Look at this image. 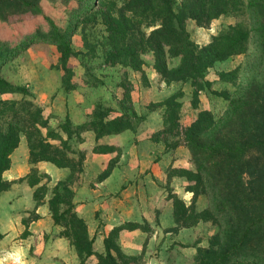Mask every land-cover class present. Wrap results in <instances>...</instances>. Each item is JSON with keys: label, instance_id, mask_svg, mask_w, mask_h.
I'll use <instances>...</instances> for the list:
<instances>
[{"label": "trees", "instance_id": "16d2710c", "mask_svg": "<svg viewBox=\"0 0 264 264\" xmlns=\"http://www.w3.org/2000/svg\"><path fill=\"white\" fill-rule=\"evenodd\" d=\"M42 1L0 0V22L9 23L21 16H42L47 25L46 30L38 28L14 46L0 40V71L35 42L57 47L63 64L75 56L72 38L97 8L98 0H45L63 7L74 4L66 10L64 27L44 16ZM100 12L106 65L122 64L140 70L143 64L140 53L150 51L153 68L165 84L190 81L194 96L204 89V79L217 63L245 54L250 38L254 37L255 57L248 65L244 81L236 84L232 95L227 91L212 92L227 101L223 114L215 117L207 110H199L183 131L184 146L194 170L179 169L173 173L186 178V190L193 194L191 206L174 194L169 198L176 224L186 226L202 220L217 228L208 247L197 248V264H264V0H110ZM220 16L233 17L235 24L212 36L203 46L191 40L187 21L207 27ZM149 28L152 30L147 33ZM170 60H177L176 65L170 67ZM240 74L237 66L217 75L223 81L236 82ZM15 93L28 95L25 88L0 75V95ZM109 113L107 108L95 107L90 121L79 125L77 131L91 130L100 138L132 129L131 120L139 123L143 119L134 111L113 119L107 118ZM63 132L66 140L50 129L42 110L31 101H1L0 193L20 181L27 180L32 187L39 183L30 174L17 181L3 179L21 134L27 142L30 163L49 162L58 168H69L71 176L81 172L84 154L79 151L78 160L67 155L75 151L68 145L71 131L63 126ZM50 141H58L60 145L55 147ZM41 191L46 188L38 186L34 190L35 206L43 201ZM200 196L207 199V206L195 212L192 204ZM73 199L71 183L64 180L55 184L47 204L51 219L61 228L59 236L73 246L79 264H128L119 233L135 230L138 225L126 223L114 227L103 239L104 252H95L94 237L89 236L86 221L75 212ZM26 235L27 232L23 233ZM91 257L95 263L87 262Z\"/></svg>", "mask_w": 264, "mask_h": 264}, {"label": "rangeland", "instance_id": "374dc122", "mask_svg": "<svg viewBox=\"0 0 264 264\" xmlns=\"http://www.w3.org/2000/svg\"><path fill=\"white\" fill-rule=\"evenodd\" d=\"M109 1L98 0L97 8L78 27L71 42V48L75 52V56L69 58L64 64L58 48L42 42L32 43L19 56L8 62L1 69L0 75L14 85L25 88L28 95L4 94L0 95V102L3 100L31 101L42 110V115L47 118L50 129L59 134L64 140L67 139V135L63 132V126H66L71 131L68 145L71 150L75 151V153H67L70 158L78 160L79 151L84 154V159L86 153L108 154L105 157V168L95 180L85 181L83 160L81 172L74 173L71 176V170L63 168L62 172H67V174L64 177L62 175L63 179L59 181L68 180L72 187L74 182L79 181L83 176V181L90 187L97 181L104 180L116 168L113 172V181L109 183V187H106L100 196L106 203L105 211L98 210L95 212V224L101 228L107 223H112L116 225L115 227L126 223H134L138 225L137 229L148 231L150 227L147 222H127L119 220L108 213L107 202L110 199L123 200L128 192L133 191V194L138 196L141 191L137 188L135 169L133 170L128 166L131 158L127 153L124 155V151L127 152L133 149L146 152L154 145L155 162L158 163L161 160L160 154L162 152L184 146L183 131L195 119L199 110H207L215 117L221 116L226 109L227 101L212 92L227 91L232 95L236 84L244 81V77L248 73V65L254 61L255 41L254 37L250 38L245 54L217 63L207 73L204 79L206 82L204 89L194 96L195 89L190 81L165 84L162 77L153 68L154 59L150 51L144 50L140 53L143 62L140 70H133L122 64L109 66L104 63L102 41L105 32L100 11L103 10V4ZM73 5L63 7L58 2L49 3L43 0L41 8L44 16L51 18L58 26L64 27L66 24V10L71 9ZM230 24H235L233 17L220 16L212 20L207 27H198L194 21L189 20L186 23V29L191 40L198 46H203L211 41L212 36L226 31ZM38 28L43 30L47 28L42 16L15 17L9 23L0 22V40L14 46ZM150 30L152 28L147 29V33ZM170 62V67H173L176 65L177 60H170ZM237 66L241 74L240 77H237L236 82L219 79L217 75L219 71H226ZM198 83L201 84L202 81H198ZM99 106L110 110L108 119H113L121 114H131L133 111L142 116L143 119L139 123L131 120L134 125L133 128L119 133L120 136L119 134H110L96 138L95 133L91 130L78 132L77 127L89 122L94 108ZM45 132V130H42L43 134ZM88 132H90V135ZM87 134L90 136L89 140ZM21 136L24 137L23 134ZM99 139H101V142ZM103 139L105 140L103 141ZM50 142L55 147L60 145L58 141ZM134 159L136 158L133 157V161ZM37 163H34V165ZM175 170L178 173L179 168H175ZM28 174L38 178L39 183L33 187L28 184L27 180L15 183L21 185L25 182L31 187L24 189V193L19 194L22 198L19 204L15 203L17 197H19L16 196L17 192L7 195L9 196L7 199L9 207L2 200L6 194L0 200L1 228L21 229L23 231L20 234L21 237H25L23 236L25 232H27V235L30 234L29 230L33 227L31 222L41 218L37 212L38 208L43 204H47L52 195L53 187L59 182L56 181L57 176L55 174H48L38 167H32ZM184 180L186 188V178ZM38 186H44L46 191L39 192V195L43 197V201L39 206H35L33 193ZM158 187L159 184L157 183L156 196L160 195ZM163 188L166 198L172 203L174 223V226L171 227L172 235L177 234L182 229H188L182 230L180 241L183 242V244L180 243V246L187 247L186 259L181 253L179 255L178 252H170L168 255L169 264H197L195 261L197 248L208 247L209 239L216 233L217 228L210 221L202 220L186 226L176 224L173 214V202L169 196L173 194L177 196V194L173 192L174 189L168 183ZM199 198L196 199L198 202L195 201L192 204L195 212H199L207 206V199L204 196ZM100 214L105 217L108 216L111 220L99 219ZM112 217L116 219H112ZM104 232L103 235H105ZM174 244L177 245V243ZM2 245L0 242V264L7 261L10 264H21L19 255L15 252L7 254L2 249ZM124 255L126 254L124 253ZM126 256L129 257L126 260L128 264L136 263L139 259L133 255ZM92 260L96 261L93 258L87 262L91 263Z\"/></svg>", "mask_w": 264, "mask_h": 264}, {"label": "crops", "instance_id": "0c3cea01", "mask_svg": "<svg viewBox=\"0 0 264 264\" xmlns=\"http://www.w3.org/2000/svg\"><path fill=\"white\" fill-rule=\"evenodd\" d=\"M88 134L87 138L89 137V140L90 134ZM99 141L101 142V139ZM126 153L131 158L128 166L133 168V170L135 169L137 188L141 191L138 196H135L133 191H130L123 200L110 199L107 202L108 213L119 220L127 222H147L150 229L148 231L140 229L122 230L119 233V243L122 251L126 255H133L139 258L136 263L131 264H169L168 255L170 252H178L179 255L181 253L186 259L187 247L180 246V243L183 244L180 241L182 239V230L188 229H182L177 234L172 235L171 227L174 226L172 203L166 198L163 187L166 183L171 188L175 186L177 189L174 187L173 192L177 194L186 206L191 205L193 194L186 190L184 178L173 173L175 168L194 170L188 150L185 146H178L176 149L162 152L160 154L161 160L158 163L155 162L154 145L153 148L146 152L132 149L127 152L124 151V155ZM107 155L85 154L83 163L85 181L95 180L102 173L105 168L104 162ZM133 157L136 158L134 161ZM10 160V168L3 173V179L7 181H16L25 177L32 167H38L48 174H55L57 176L56 181L62 180L64 175L67 174V172H62L63 168H58L49 162H38L36 165L30 163L29 149L24 137L20 138L18 147L10 155ZM115 170L116 168L112 173ZM112 173L104 180L97 181L90 187L83 181V176L79 181H75L72 186L75 212L86 221L88 234L90 237H94L93 250L98 253L104 252L103 239L107 236L109 230L116 226L112 223H107V225H103L100 228L95 224V212L98 210L105 211L106 203L100 196L104 189L109 187V183L113 181L114 173ZM157 183L159 184L158 190H160V195L158 196L155 194ZM29 187L25 182L21 183V185L13 184L9 190L0 193V200L6 194L2 200L9 207L7 200L9 196L7 195L17 192L16 196L19 197H17L15 203L19 204L22 199L19 194L24 193V189H29ZM198 199L200 198L198 197ZM37 212L41 218L31 222L33 227L29 230L30 234L25 237H21L20 234L23 232L21 229H12L11 227L2 229L0 223V242L3 244L2 249H4V252H7V254L14 252L18 254L21 264H79V259L73 246L70 245L66 238L59 236L61 228L55 225L51 219L47 204L41 205ZM115 217H112V219H116ZM99 219L111 220L103 214H100ZM103 232L105 235H103ZM174 243H177V245ZM173 245L174 247H172ZM90 259H93V257ZM91 263H95V261L92 260ZM1 264L10 263L7 261Z\"/></svg>", "mask_w": 264, "mask_h": 264}]
</instances>
